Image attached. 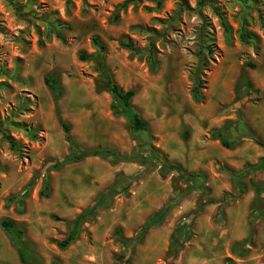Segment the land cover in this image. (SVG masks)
Wrapping results in <instances>:
<instances>
[{
	"label": "rangeland",
	"instance_id": "374dc122",
	"mask_svg": "<svg viewBox=\"0 0 264 264\" xmlns=\"http://www.w3.org/2000/svg\"><path fill=\"white\" fill-rule=\"evenodd\" d=\"M127 1L0 0V224L10 221L22 230L42 264H166L178 224L183 232L201 207L174 264H264V190L263 213L247 254L232 253L250 235L254 186L264 188V170L241 178L264 158V147L253 140L264 143V0H203V7L200 0ZM214 7L224 13L229 33ZM204 20L216 43L201 77L203 101L196 103L192 75ZM242 32L249 42L241 40ZM95 37L106 47L105 63L117 84L135 91L131 105L148 123L151 146L169 164L202 176L203 189L196 185L200 180L186 182L175 171L160 176V167L143 155L65 165L50 171L49 195H41L47 170L70 151L61 121L70 125L79 151L111 149L123 159L136 155L129 122L110 109L109 93L96 91L103 82L95 63L81 59L97 53ZM46 77L60 81L59 98ZM22 124L36 136L15 126ZM2 128L21 153L10 148ZM217 131L230 149L221 145ZM120 174L142 175L95 211L72 245L59 249L56 242L71 222ZM178 196L141 243L130 242L169 197ZM3 244L8 252H2ZM11 249L16 252L0 226V264H12Z\"/></svg>",
	"mask_w": 264,
	"mask_h": 264
},
{
	"label": "trees",
	"instance_id": "16d2710c",
	"mask_svg": "<svg viewBox=\"0 0 264 264\" xmlns=\"http://www.w3.org/2000/svg\"><path fill=\"white\" fill-rule=\"evenodd\" d=\"M136 0H128L125 4L128 2H133ZM199 6L203 7L205 6V3L203 0L199 1ZM215 13L217 17L220 20V23L226 33L230 32V28L226 23L225 15L224 13L214 7ZM119 18V15H115L114 20L117 21ZM249 37L245 33H241V40L244 43L249 42ZM93 45L97 49V53L94 54L91 57H85L81 55V59L84 61H93L96 65L95 70L100 75V79L103 82V85H97L96 91L97 92H107L112 97V104L110 106V109L114 112L116 116H123L128 122H129V131L132 135L133 141L135 142V154L134 157H128L126 159H123L120 157L115 151L111 149H88L84 151H79L77 149L76 143L71 135V127L69 124H67L64 121H61V126L63 128V131L65 133V138L67 143L69 144L70 151L67 157L65 159L51 167V169L47 170V173L44 178V184H43V190L41 192L42 196H48L49 195V182H50V171L53 170H60L62 167L68 164L77 163L80 161H83L87 158L96 157V158H108L111 157L116 161H132L136 158H142L143 155L146 156L147 161L155 162L156 166L160 167V170L158 171L159 175L162 177L167 176L168 171H175L178 175V179H182L184 181L193 182L195 183L197 180H200L201 183H196V185H199V188L203 189V177L196 174H186L185 171L181 168L179 165L169 164L167 162V159L165 160L164 155L155 147L151 146V140L152 136L149 135V126L148 123L145 122L139 112L134 110V108L131 105V101L135 96L134 90H128L124 91L115 81L112 73L109 71V69L106 66L105 63V53H106V47L99 42V40L95 37L92 40ZM215 34L210 32L208 30L207 22L202 24L200 30H199V48L198 52L196 54V57L198 58V66L196 67L193 75V88L191 91L192 98L196 103H201L203 101V97L201 95V89L203 86V81L201 77L203 76V71L206 69L211 61H213V54H214V48H215ZM125 48L135 51L131 45H124ZM45 84L49 87V89L52 91L53 96L57 99L62 95V87L60 84V81L56 78H45ZM247 86V93L251 89V85L249 83L246 84ZM239 100H241V97H238ZM17 128L22 129L26 135L30 138H34L36 136V130H32L30 128H27L25 125H15ZM2 134L4 135L5 139L8 141V144L10 148L15 151L16 153H21V147L19 144L15 142V140L11 137L10 133L7 130L1 129ZM215 136L220 140L221 145L226 148L230 149L231 144L226 140L223 131H217L215 132ZM254 142L264 147V143L258 140L253 139ZM264 170V158L260 160V162L251 168H248L245 172L241 174V178L244 176L252 175L256 172ZM144 174V173H142ZM136 175L132 178H126L123 175H118L116 177L115 182L113 185L106 190L105 192L101 193L96 202L86 211L80 213L76 216V218L71 222L70 227L66 233V235L60 240L56 242V245L59 249L63 250L72 245L80 236L82 226L86 222H90L93 219V215L95 211H98L99 209L105 208L116 196H118L121 193H125L126 190L132 186L136 180L142 175ZM31 181L24 194L27 192L28 189H30L32 185ZM177 184V181L174 182V185ZM263 186L262 185H256L254 186V193H255V212L254 216L250 219V235L249 238L237 243L232 248V253L238 256H245L247 254V249H245L246 246H248L254 235H255V222L256 218L260 217L263 213L262 211V205H261V195L263 193ZM177 190L174 189V192ZM179 194V193H178ZM178 197L172 198L169 197L167 201V206L163 208L160 212L153 215L140 229L138 236L133 240L130 241L131 243H141L144 236L146 235L147 231L158 225L161 218L164 217V215L174 206V204L177 202ZM201 210V207H198L194 213L191 214L188 218L191 220L189 221L188 227L185 228L183 232H181V223L178 224L176 231L172 235L170 239V244L168 251L165 256V262L166 264H174L175 261L178 260L180 253L184 247V245L190 241L191 236L189 233V228L192 226V219L195 217ZM1 229L6 233V235L9 237L10 242L12 243V246L16 250L19 260L21 264H42L40 258L37 257L34 250L24 241V233L22 230H14V224L10 221H2ZM118 234H120L119 231H117ZM125 242V241H124ZM227 264H231V260L227 261Z\"/></svg>",
	"mask_w": 264,
	"mask_h": 264
},
{
	"label": "crops",
	"instance_id": "0c3cea01",
	"mask_svg": "<svg viewBox=\"0 0 264 264\" xmlns=\"http://www.w3.org/2000/svg\"><path fill=\"white\" fill-rule=\"evenodd\" d=\"M15 251H16V250H15ZM2 252H3V253L8 252L7 247H6L4 244H3V250H2ZM10 255H11V263H12V264H15V263H13V262H15V259H16V262H17L16 264H21L17 252H14V251L11 249V251H10Z\"/></svg>",
	"mask_w": 264,
	"mask_h": 264
}]
</instances>
